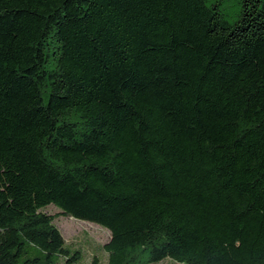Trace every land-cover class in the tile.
<instances>
[{
	"label": "trees",
	"instance_id": "trees-1",
	"mask_svg": "<svg viewBox=\"0 0 264 264\" xmlns=\"http://www.w3.org/2000/svg\"><path fill=\"white\" fill-rule=\"evenodd\" d=\"M0 264H264V0H0Z\"/></svg>",
	"mask_w": 264,
	"mask_h": 264
},
{
	"label": "rangeland",
	"instance_id": "rangeland-1",
	"mask_svg": "<svg viewBox=\"0 0 264 264\" xmlns=\"http://www.w3.org/2000/svg\"><path fill=\"white\" fill-rule=\"evenodd\" d=\"M6 159L0 162V187L2 183L1 172L7 168ZM51 215H59L55 223L60 229L69 247L80 249L84 254L82 264H108V254L104 245L109 242L111 233L99 225L60 215V210L51 205L45 209ZM159 264H177L169 259Z\"/></svg>",
	"mask_w": 264,
	"mask_h": 264
}]
</instances>
